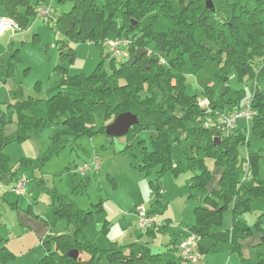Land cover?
<instances>
[{
  "label": "trees",
  "instance_id": "trees-1",
  "mask_svg": "<svg viewBox=\"0 0 264 264\" xmlns=\"http://www.w3.org/2000/svg\"><path fill=\"white\" fill-rule=\"evenodd\" d=\"M207 1L212 2L211 9L207 8ZM0 4L8 17L23 28L34 17L40 0L34 5L30 0H0ZM54 23L64 37L57 68L62 62L73 61L70 44L92 42L102 47L109 31L128 41L127 51L133 59L116 62L107 54L110 71L101 63L86 78L62 79L64 92L58 89L46 103L49 120H58L60 114L64 117L62 125L70 129L72 136L92 137L105 135V126L95 125L97 110L104 112L107 124L122 113L135 115L138 124L124 137V147L114 154L126 157L130 167L147 178L155 168L159 169L155 173L157 180L149 181L153 191L149 213L157 217L164 213L165 205L158 199V178L167 172L175 176L190 172V189L196 193L188 198H194L198 205L188 230L199 238L225 241L231 252H238L240 241L250 234L243 229V215L253 198L264 199V146L248 154L245 161L239 159V146L249 144L243 129L228 137L203 129L199 119L204 117V111L197 101L205 100L213 112L229 111L245 99L244 90L237 92L235 100L226 99L230 78L236 76L251 83L255 114L249 131L264 139V0H77L71 11L56 17ZM151 46L153 50L147 51ZM139 50L143 52L137 56ZM186 59L198 96L185 93L182 72ZM16 106L33 113L28 121L20 119L22 131L13 139L24 142L43 122L33 99L17 102ZM149 129H154L155 135L146 147L139 134ZM216 138L220 139L219 144L214 141ZM206 159L221 171L216 189L210 192L208 188L215 178L206 168ZM6 162L7 157L0 151V180L7 177L15 181L19 169L10 171ZM27 164L30 168L41 167L44 161ZM96 209L101 211V205ZM229 210L230 230L212 234ZM61 220L67 228L72 227V233L47 235L41 241L46 254L38 264H94L98 250L87 247L85 236L91 213L62 198L51 208L44 224L51 229ZM258 230L261 240L256 247V264H264V229ZM147 232L154 235L158 231ZM71 250L79 253L75 261L67 257ZM105 253L106 264H167L163 263L164 255L152 254L146 245L132 244ZM3 254L0 251V260H4Z\"/></svg>",
  "mask_w": 264,
  "mask_h": 264
},
{
  "label": "rangeland",
  "instance_id": "rangeland-1",
  "mask_svg": "<svg viewBox=\"0 0 264 264\" xmlns=\"http://www.w3.org/2000/svg\"><path fill=\"white\" fill-rule=\"evenodd\" d=\"M76 1L40 0V6L50 5L54 12L52 19H56L70 12ZM30 2L34 5L37 0ZM0 19H9L1 4ZM14 22L19 27L18 23ZM54 22L51 20L46 23L34 15L28 19L25 27H19L20 30L6 31L0 35V151L7 157V168L12 172L19 169V177L27 180L24 190L27 199L23 196L17 199L16 194L12 192L16 180L10 181L7 177L0 180V251L6 254H3L4 260L0 262L4 264H38L45 256L46 252L41 242L43 239L37 238L40 226L46 227L48 232V227L42 221L46 213L50 212L45 198L54 204L59 199L68 198L78 208L89 211L91 221L86 236L88 235L91 241L99 234L104 221L109 222V226L111 223L118 226L123 219H128L132 220L131 227L134 228L136 222L132 218V212L134 214L136 207L139 206L149 208L153 191L148 178L152 181L157 180L155 173L159 171L155 168L146 179L140 172L129 168L126 157H113L114 151L117 152L124 147V137L110 138L103 134L74 137L70 129L62 125L64 117L60 114L58 120L54 121L53 118L49 120L46 103L51 96L57 94L58 89L64 92L62 89L64 86H61L62 79L68 76L86 78L101 63L106 71H110L107 43L118 39L109 31L102 47L92 42L70 44L74 51L73 61L62 62L61 68H57L59 47L64 37L57 32ZM151 50L152 46L147 49ZM141 52L143 51H137L136 55H140ZM132 59L125 49L123 55L115 60L131 62ZM185 62L182 72L185 77V93L188 96H198L199 90L189 73L188 60ZM228 86L227 100H235L240 90L245 91V99L250 97L251 83L232 76ZM29 98L33 99L38 107L43 122L41 125L37 124L38 121L35 123L38 128L30 138L41 150L43 159L41 161H44L40 169L36 168L33 171H28L23 166L22 159L27 156L23 150L24 143L13 141L22 131L20 119L28 121L33 117L31 110L19 109L16 106L17 102ZM105 119L102 110L94 113L95 125L98 128L108 125ZM243 134L246 135L249 144L247 147L239 146L237 152L239 159L245 161L248 154L264 146V139L250 131H244ZM154 135V129L139 134L146 147H149V138ZM61 145L64 146L60 147ZM57 148L59 149L53 153ZM93 159L101 162L100 171L94 175L89 172L80 176L79 170ZM205 165L214 178L220 174L212 160L206 159ZM248 171L250 172V169ZM192 175L190 172H182L175 176L167 172L158 178L161 184L158 199L162 205H166L164 215L172 219V223L182 224L184 227L187 225V217L193 214L195 205L193 199L188 198L189 194L196 193L190 189ZM33 182H37L39 189H36ZM98 204L101 206L103 204L104 212L97 211ZM231 219V211H226L218 228L231 227ZM190 220L193 221L192 215ZM243 220V229L250 231V234L242 241L260 239L258 227L264 229V199L253 198L250 209L243 215ZM65 228L67 223L61 220L49 229L50 235H60ZM70 233L72 227L69 228ZM110 233L113 236L117 229H112ZM104 234L105 232L103 236ZM252 250L256 258V244ZM100 255L105 264V254Z\"/></svg>",
  "mask_w": 264,
  "mask_h": 264
},
{
  "label": "crops",
  "instance_id": "crops-1",
  "mask_svg": "<svg viewBox=\"0 0 264 264\" xmlns=\"http://www.w3.org/2000/svg\"><path fill=\"white\" fill-rule=\"evenodd\" d=\"M22 143H24L23 150L25 154H27L26 158L22 159L24 168L28 171H33L36 168L40 169L39 165L30 168L28 167L27 163L32 162V161H37V160H40V161L43 160L41 158V150L37 148L33 140L28 139ZM63 146L64 145H61L60 147H63ZM117 152L114 151V153H117ZM114 153H113V157L115 158L118 157ZM129 168L132 169L130 165H129ZM19 171L20 170H18L15 174V178H14L15 180L21 179L19 177V173H18ZM220 174H221V171H220ZM220 174L216 175L215 181L208 188L209 192L212 191L213 189H216V182ZM142 175L145 177L144 174ZM145 178L147 179V177ZM148 179L149 181H152V179L150 178ZM33 184L36 186V189H39L37 182H33ZM25 194L22 196L27 199ZM43 195H46V194H43ZM19 197L21 196H17V199H19ZM192 199L195 204L194 205V209H195V207L197 206V201L194 198ZM45 202L48 205V208H49L48 210H51V208L56 205V203L55 204L52 203L51 200L49 203L48 198H45ZM189 202H192V201H189ZM101 209H102L101 211L103 212L105 211V207H103V204L101 206ZM103 212L101 214H103ZM165 212H166V209L163 215L161 216L158 215L159 219L165 222V226L160 231L155 232L154 235L147 232V230L139 229L137 225V221L135 219L136 217H134L135 215L133 214V212H132V218L136 222V224L134 225V228L131 227V224H133L132 220H128V219H123L118 226H115L112 223H111V226H109L108 224L109 222L107 223L106 221H104L103 224H106V226L104 227L102 225L99 234L96 236L95 239H92L91 241L89 236L88 235L86 236V230L88 231V228H89L88 226L85 230L87 247L90 249L96 248L98 250V253L95 256L94 264H97L98 262L99 264H103V260H102L103 258H102V255L100 254L106 255L105 252L107 250L112 249V248L125 247V246H129L132 244L146 245L152 254L164 255L163 263L180 264L178 260V251H177L178 245L191 235L190 231L188 230V227L193 224L194 217H193V214H191L193 217L192 222L190 220L191 215L187 217V220H186L187 225L184 227L182 226V224L180 225V224L172 223V219L164 215ZM48 216H49V211L48 213H46V217L42 220L43 223ZM40 227H41V230L38 232L37 238L42 240L47 235L50 234V230L48 228V232H47L46 227H43V225ZM228 227L227 228L226 227L225 228L215 227L212 230V234L223 233L227 230H230L231 227L229 228ZM115 228L117 229V233L112 236L110 232L112 229H115ZM104 232L105 234L103 236ZM61 233L69 234V228H65L63 232ZM57 234H60V233H57ZM100 234H101V237L103 236L102 238L99 237ZM260 240H261V237L260 239L259 238L256 240L253 239L248 242L240 241L239 243L240 250L238 252L237 251L231 252L229 244L225 241H214L211 238H200L197 244V251H196L197 259L193 264H256L257 257L255 255L256 258H254V252L252 249L255 244H256V247L260 244ZM86 257L88 256L86 255ZM104 261L106 262V260Z\"/></svg>",
  "mask_w": 264,
  "mask_h": 264
},
{
  "label": "built area",
  "instance_id": "built-area-1",
  "mask_svg": "<svg viewBox=\"0 0 264 264\" xmlns=\"http://www.w3.org/2000/svg\"><path fill=\"white\" fill-rule=\"evenodd\" d=\"M53 10L50 5L38 6L35 10V17L43 19L46 23L50 22L53 17ZM19 27L16 25L13 19H0V35L6 31H18ZM128 41L125 39H114L107 43L108 55L112 59H118L123 55L124 50H127ZM253 94L250 97L244 99L239 107H234L229 111L213 112L207 106V103L203 99H198L197 105L200 110L204 111V117L199 119V125L205 130H214L216 133L228 137L236 133L241 128L244 131H249V124L254 117V110L252 109ZM246 136V135H245ZM101 168V162L97 159L91 160L81 170L79 175L84 176L85 174L92 172L97 173ZM25 179L16 180L15 186L12 188L17 196L24 195ZM134 215L137 220V225L141 230H153L160 231L165 223L159 219L155 214L149 213L148 209L139 206L136 207ZM200 238L196 235H190L183 242L178 245V260L180 264H193L196 259L197 244Z\"/></svg>",
  "mask_w": 264,
  "mask_h": 264
},
{
  "label": "water",
  "instance_id": "water-1",
  "mask_svg": "<svg viewBox=\"0 0 264 264\" xmlns=\"http://www.w3.org/2000/svg\"><path fill=\"white\" fill-rule=\"evenodd\" d=\"M207 8H212V2H206ZM138 124L137 117L131 113H122L114 118V120L105 127V135L110 138L125 137L133 126ZM219 144L220 139H214ZM67 257L72 260H77L79 253L76 250H71L67 253Z\"/></svg>",
  "mask_w": 264,
  "mask_h": 264
}]
</instances>
